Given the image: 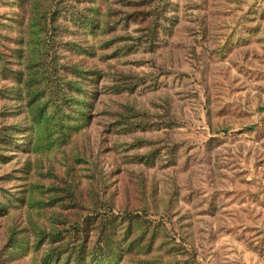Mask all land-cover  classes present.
<instances>
[{"label": "rangeland", "instance_id": "374dc122", "mask_svg": "<svg viewBox=\"0 0 264 264\" xmlns=\"http://www.w3.org/2000/svg\"><path fill=\"white\" fill-rule=\"evenodd\" d=\"M0 131V264H264V0H0Z\"/></svg>", "mask_w": 264, "mask_h": 264}, {"label": "trees", "instance_id": "16d2710c", "mask_svg": "<svg viewBox=\"0 0 264 264\" xmlns=\"http://www.w3.org/2000/svg\"><path fill=\"white\" fill-rule=\"evenodd\" d=\"M47 16V15H45ZM76 72H79V69H76ZM81 72V71H80ZM126 84V83H124ZM130 84V82L128 83ZM137 84V83H135ZM128 86V85H126ZM119 88V87H117ZM122 87H120L118 89V91L120 92ZM128 88V87H126ZM133 88V87H132ZM50 95H53L54 97L57 95V93H53L51 92ZM35 97V96H34ZM43 104L44 103H40L37 108H39V115L40 117H42L41 114H43ZM137 115L136 114H131L128 113L127 115H125L126 118H129L131 120V118H135ZM129 124L131 126H140L137 123H133V122H129ZM12 138V135L7 132H1L0 131V140H2V142H10V139ZM106 212H100L97 211V213H95L94 215H91L90 217H88L89 224H94L95 229H96V241L94 243V245L88 249L84 242H81L82 235H83V231L86 230L85 226H83V224L81 223H77V224H73V230H72V237L75 238L77 244L75 245V254H76V258H77V262L82 263V260L85 259L86 257L92 256L94 258H97V261H99L98 263L102 262L103 260H105L109 255H108V251L109 249H111L112 244L114 242L113 238H114V233H115V227H114V222L117 220V216H115L114 214L110 213V214H104ZM128 215L125 217L128 221V224L131 225L132 221L134 218H137L138 216L136 215H132L131 213H127ZM98 215V216H97ZM149 223L147 224V220H143V226L148 229L149 228ZM143 235V234H142ZM142 235H137V237L132 240L130 242L131 245L137 244L136 242H140V238ZM153 235H154V231L151 234V239H153ZM141 244V243H140ZM147 246H151L150 243H148ZM51 256L53 253H50ZM92 258V259H93ZM155 260H141L139 264H151L153 263ZM92 264V262H90Z\"/></svg>", "mask_w": 264, "mask_h": 264}]
</instances>
